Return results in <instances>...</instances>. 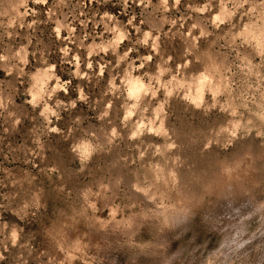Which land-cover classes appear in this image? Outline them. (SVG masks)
<instances>
[{
	"label": "rangeland",
	"instance_id": "rangeland-1",
	"mask_svg": "<svg viewBox=\"0 0 264 264\" xmlns=\"http://www.w3.org/2000/svg\"><path fill=\"white\" fill-rule=\"evenodd\" d=\"M0 264H264V0H0Z\"/></svg>",
	"mask_w": 264,
	"mask_h": 264
}]
</instances>
